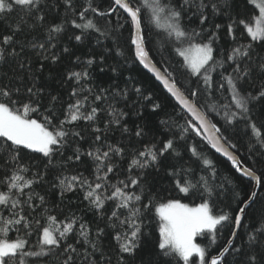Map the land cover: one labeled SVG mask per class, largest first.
Masks as SVG:
<instances>
[{"label":"snow or ice","instance_id":"1","mask_svg":"<svg viewBox=\"0 0 264 264\" xmlns=\"http://www.w3.org/2000/svg\"><path fill=\"white\" fill-rule=\"evenodd\" d=\"M246 2L254 7L245 17H230L232 22L227 26V33L236 40L234 33L239 28L250 37V42L233 47L217 61L214 53L221 25L208 28L207 24L211 16L222 14L231 6L227 0H109L106 11L95 0H87L79 7L74 0H0V67L18 60L19 69L28 67L30 71L31 66L19 60L28 47L36 50L37 62L56 63L61 59L59 55L55 52L47 55L50 48L56 47V41L67 37L83 44L96 34L97 40L110 38L117 25L119 28L127 25L133 62H139L160 82L180 129L179 135L172 132L176 139L165 137L159 146L153 139L134 153L129 152V162L121 165L126 148L123 144L108 143V132L116 127L128 133L129 138L143 140L145 136L140 126L129 130L123 123L127 113L113 103L119 102L118 98L126 100L127 89L94 93L81 83L90 79L89 73L72 70L67 80L75 81L78 87L70 90L69 99L64 102L55 95L46 98L36 77H30L31 83L25 84L23 76L0 75V264H50L53 257L60 256L64 257L60 264H97L98 253L104 258L101 239L107 234L106 229L112 231L118 245L117 264H125V257L134 256L141 248L145 228L156 218V246L162 259L195 264V257L199 264H207L209 252L196 238L205 237L215 244L218 231L229 224L231 240L237 239V233L249 218L248 210L259 198L258 193L264 192V168L258 171L252 166L245 167L235 155L237 144L232 140L243 132L253 144V152H259L262 157L253 163L264 165V84L256 87L255 94L249 90L254 72L259 71L264 77V58L259 64H253L255 49L264 50V0ZM114 14L117 24L111 30L97 22V17L111 18ZM190 22L199 30L190 28ZM105 24H112V20L106 19ZM69 26L79 32L69 33ZM153 29L158 30L156 37L163 50H169L176 58L175 64L170 65L172 70L166 73L157 67L160 62L155 60L149 47L155 43L148 39V32ZM37 32L43 40L29 39ZM25 33L28 35L21 39ZM63 51L69 52V49ZM156 51L162 49L157 47ZM229 61L231 72L225 76L228 72L225 64ZM95 62L89 59L87 65ZM43 67L41 63V71ZM213 73L222 77L224 83L214 86ZM133 91L151 101L153 111L162 107L141 88L135 87ZM216 91H220L219 97ZM225 92L230 95L224 96ZM201 97L206 102L202 103ZM102 103L107 106L100 107ZM257 105L261 108L259 112ZM102 112L108 117L103 127L98 123ZM137 115L142 113L137 111ZM180 120L184 123L179 124ZM81 121L93 133L86 145L81 143L86 140L85 129L74 130ZM161 123L172 131L168 121ZM196 138L206 148L198 150L193 146L191 154L206 166L209 174L195 182L175 179V189L183 196L157 201L143 188L146 172L159 171L166 157H181L177 140L187 143ZM205 150L226 158L248 179L249 187L243 198L233 192L237 207L231 212L218 209L215 203L218 192L212 181L217 175L216 166L203 155ZM29 154H35L30 160L41 162L35 172L30 161L24 162ZM82 157L91 161V178L80 171L71 172L73 167L85 163ZM171 168L168 174L175 178L176 165ZM120 171L124 172L123 179L114 176ZM45 183L58 189L61 198L67 193L82 192V199L102 224L96 223L93 230L74 214L58 220L55 209L48 206L46 194L36 192ZM183 197H198L201 202L190 206L183 202ZM150 209L155 212L151 219ZM258 224H264V215L260 221L253 222L243 245L236 247L230 241L210 257V264H231L229 258L233 254L242 257L237 264H264V227ZM10 232L17 235L10 238ZM21 232L23 235H19Z\"/></svg>","mask_w":264,"mask_h":264},{"label":"trees","instance_id":"2","mask_svg":"<svg viewBox=\"0 0 264 264\" xmlns=\"http://www.w3.org/2000/svg\"><path fill=\"white\" fill-rule=\"evenodd\" d=\"M74 2H76L77 7H79L80 4H86L87 0H74ZM95 2L97 5L101 6V10H107L109 0H95ZM227 3L231 6L222 14L211 16V22L207 24L208 28H212L213 24L221 25V28L217 33V42L215 44L216 52L214 55L216 56L217 61L222 59L227 53L231 52L233 47L250 42V37H247L246 33H242L239 28L236 29V32L234 33L237 38L236 40H233L232 36L227 33V26L232 22V19L245 17L254 6L248 4L246 0H227ZM62 12L63 8L61 7V13ZM230 17L232 19H230ZM106 19H111L112 24L106 25ZM97 22L101 27L108 30H111L112 26L117 24L115 14L111 18L97 17ZM122 22L123 21H121V23ZM186 23L189 22L186 21ZM189 26L190 28L197 27V30H199V27L194 22H190ZM68 31L69 33L79 32V30L72 29L71 26H69ZM156 31L158 30L153 29L148 32V39L150 41L155 40V43H150L149 47L152 49V55L155 60L160 62L157 67L162 71L167 72L172 70L170 65L175 64L176 58L169 50H163V46L159 43V38L156 37ZM25 35L28 34H21L20 38L24 39ZM96 35H93L83 44H79L67 37L56 41V47L50 48L47 52L48 56H51V54L55 52L61 57L56 63H51L50 60L37 62L36 50L28 47L25 49L19 60L24 61L26 65H30L31 70L29 71L28 67L19 69V61L11 60L8 64L0 67V75L8 73L9 76H23L25 77V84L31 83L30 77H36L38 85L44 89L46 98L49 95H55L64 102L68 101L70 90L74 87H78L75 84V81L67 80V74L72 70L87 71L89 73L90 79L82 81L81 83H83L86 88H92L94 93H98L101 90H109L110 93H115L127 89L128 98L126 100L118 98L119 102L114 101L113 103L116 108L127 113L123 123L129 128V130L131 131L137 126H140L143 128L145 136L143 140L136 137L129 138L128 133H122L120 129L116 127H113L107 134L108 143L113 145L123 144L125 146V159L121 160L120 163L121 165H126L129 162V152L134 153L137 149H140L144 144L153 139H155L157 146H159V142L165 137L176 139V137L172 136V132L174 131L179 135L180 129L175 124L176 117L169 106L165 91L154 80V78L145 72L138 62H133L132 53L129 50V32L127 25L123 28H119L117 25V30L110 38L102 37L97 40ZM32 38H38L40 40L44 39L39 32L29 36V39ZM157 47H160L162 51L157 52ZM64 48H68L69 52H64ZM101 57H103L102 60ZM262 58H264V50L256 48L253 56V64H259ZM89 59H94L96 62L92 65H87ZM41 63L44 65L42 71L40 70ZM230 64V61L225 64V67L228 68V72L224 73L225 76L231 72V68L229 67ZM244 66L247 67V62H245ZM113 69H115V71H113ZM217 71L223 72V69H217ZM129 77H132V79L130 80ZM213 77L215 81L214 86L218 87L221 83H224L222 77L218 76L216 73H213ZM250 79L253 83L249 90L255 94L256 87L264 84V77H262L259 71H256ZM135 87L141 88L146 95L151 96L152 100L161 104L162 107L153 111L152 102L138 96L133 91ZM21 90L23 91V87ZM81 91L82 94H86L83 93V90ZM220 95V91H216V96L219 97ZM228 95H230V93H224V96ZM200 99L202 103L206 102L204 97H201ZM106 106V104H100V107ZM137 111L141 112L142 115L138 116ZM256 111H261L259 105H257ZM107 120L108 117L102 112L101 121L98 122L99 126L103 127ZM162 121H168V123L173 126L172 131H169V129L161 123ZM183 123V120L179 121V124ZM76 128L85 129L83 134L86 136V140L81 143L86 145L88 141L91 140L93 133L83 121L79 122L74 130ZM232 140L237 144V149L234 150L235 155L245 167L252 166L257 168L258 171L264 168V165L262 164L253 163V161H258L262 159V157L259 152H253V144L250 143L248 136H245L243 132H241L239 136H233ZM177 142L181 145L179 149L182 154L181 157H166L164 164L159 171L149 169L144 176L146 181L143 185L144 190L156 197V200L160 202L172 197L183 196V194L175 189V179H193V182H195L200 176L209 174V170L206 166L201 161H197L190 151V148L193 146L198 147V150L205 149V144L202 143L199 138H196L194 141L188 140L187 143L183 140H177ZM31 155L35 154H29V156H26L24 162L29 163L30 161L33 166L32 171L35 172L41 162L36 159L30 160ZM203 155L208 159L213 160L216 166L215 171L217 175L212 181V184L218 192V196L214 197L215 203L218 206V209H223L225 212H231L232 209L237 207L236 195H234L233 192L235 191L241 198H243L244 192L247 191L249 187L248 181L240 177L235 168L222 158L218 157L214 151L205 150ZM82 159L85 160V163L80 164L78 167H73L71 172L75 173L80 171L83 172L85 176L91 178L92 170L89 168L91 161L86 157H82ZM171 165H176V172L178 175L175 178L168 174L172 171ZM189 169L191 171H189ZM114 176L123 179L124 172H117ZM48 179L50 181L51 177H48ZM112 182L115 183L116 179H113ZM36 192L40 195L46 194L49 202L48 206L55 209L54 214L57 215L58 220L74 214L78 220H83L91 226L93 230L95 229L96 223L102 224L93 209L89 207L88 202L82 199L83 193L80 191H77L76 193H67L61 198L58 189L54 190L51 188L50 183H45L37 187ZM258 197L259 198L254 206L248 210L249 218L244 222L243 228L237 233V239L234 242L236 247H240L244 244L248 239L249 229L252 227L253 222L260 221L261 216L264 215V192H259ZM183 202L189 203L190 206H195L201 201L198 197H183ZM148 215L150 219L155 217L154 209H150ZM157 220L158 218L152 219L151 222L147 224L141 248L137 250V253L134 256H126L125 264H182V262H177L175 260L170 261L167 258L162 259L159 255L156 246L158 239ZM66 222L67 221L65 220V223ZM42 223L44 222L42 221ZM257 226L264 227V224H258ZM231 231L232 228L230 224L221 228L217 233L215 244H212L210 240L205 237L196 238V242L201 244V246L206 247L209 252L207 264H210L211 256L217 255L218 252L231 241ZM106 233L107 234L101 239L104 258H101L98 253L96 256L97 264H109V258L111 259V264H117V257L119 255L118 245L113 238L112 231L106 229ZM15 235H17L15 232H10L9 234L10 238L15 237ZM19 235H23V232L19 233ZM33 239H35V236H33ZM63 258V256L53 257V261H50V264H60V261H62ZM244 258L246 259V257ZM193 259L195 264H199L198 258L194 257ZM229 259L231 260V264H237L242 257L233 254Z\"/></svg>","mask_w":264,"mask_h":264},{"label":"water","instance_id":"3","mask_svg":"<svg viewBox=\"0 0 264 264\" xmlns=\"http://www.w3.org/2000/svg\"><path fill=\"white\" fill-rule=\"evenodd\" d=\"M139 63V62H138ZM142 66V65H141ZM143 67V66H142ZM144 69V68H143ZM149 75H151L154 79H155V77L153 76V74L151 73V72H149L147 69H144ZM156 80V79H155ZM157 81V80H156ZM157 83L162 87V85L160 84V82L159 81H157ZM163 88V87H162ZM218 157H220V158H222L224 161H226V162H228L229 164H231L229 161H227V159L226 158H224L223 156H221L220 154H218V153H215ZM238 159V158H237ZM238 173V172H237ZM238 175L240 176V177H242L241 176V174L240 173H238ZM243 179H245V180H247L248 181V179L246 178V177H242ZM234 242H235V240L233 241V240H231V243H233L234 244Z\"/></svg>","mask_w":264,"mask_h":264},{"label":"bare ground","instance_id":"4","mask_svg":"<svg viewBox=\"0 0 264 264\" xmlns=\"http://www.w3.org/2000/svg\"><path fill=\"white\" fill-rule=\"evenodd\" d=\"M142 67V66H141ZM143 68V67H142ZM161 70V69H160ZM162 71V70H161ZM146 72V71H145ZM162 72H164V71H162ZM164 73H166V72H164ZM151 76V75H150ZM152 77V76H151ZM153 78V77H152ZM155 80V79H154ZM156 81V80H155ZM157 82V81H156ZM162 88V87H161ZM163 89V88H162Z\"/></svg>","mask_w":264,"mask_h":264}]
</instances>
